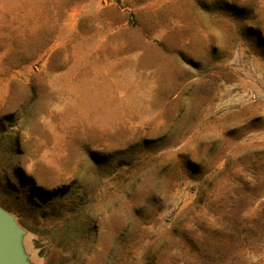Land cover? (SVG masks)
<instances>
[{
	"label": "rangeland",
	"instance_id": "obj_1",
	"mask_svg": "<svg viewBox=\"0 0 264 264\" xmlns=\"http://www.w3.org/2000/svg\"><path fill=\"white\" fill-rule=\"evenodd\" d=\"M0 207L32 264H264V0H0Z\"/></svg>",
	"mask_w": 264,
	"mask_h": 264
},
{
	"label": "water",
	"instance_id": "obj_2",
	"mask_svg": "<svg viewBox=\"0 0 264 264\" xmlns=\"http://www.w3.org/2000/svg\"><path fill=\"white\" fill-rule=\"evenodd\" d=\"M23 229L0 207V264H32L22 246Z\"/></svg>",
	"mask_w": 264,
	"mask_h": 264
}]
</instances>
